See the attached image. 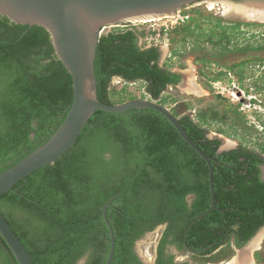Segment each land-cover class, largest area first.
<instances>
[{"label": "trees", "instance_id": "16d2710c", "mask_svg": "<svg viewBox=\"0 0 264 264\" xmlns=\"http://www.w3.org/2000/svg\"><path fill=\"white\" fill-rule=\"evenodd\" d=\"M221 22L217 19V26ZM186 30L193 31L188 25ZM145 35L135 29L102 33L95 58L101 101L116 103L111 84L120 77L143 80L152 98L165 103L162 93L180 75L159 63V47L140 45ZM72 101V75L50 33L0 14V173L42 146ZM172 112L213 159L216 208L194 221L210 208L209 167L162 113L99 109L71 149L0 196V210L35 264H80L81 259L106 264L111 239L103 207L108 202L116 240L112 264H143L135 243L164 222L182 248L200 256L234 252L233 244L243 246L264 226L262 158L247 148L218 153L221 140L209 139L204 126L209 120L224 122L218 115L199 112L195 120L190 113ZM165 241L166 235L155 264H197L166 255ZM0 264H19L1 235Z\"/></svg>", "mask_w": 264, "mask_h": 264}, {"label": "rangeland", "instance_id": "374dc122", "mask_svg": "<svg viewBox=\"0 0 264 264\" xmlns=\"http://www.w3.org/2000/svg\"><path fill=\"white\" fill-rule=\"evenodd\" d=\"M242 1L209 0L208 3L198 1L194 5L181 9L189 13L190 18L179 26L177 33L172 31L169 35L161 36L147 34L146 37L140 38V45L143 47L158 45L162 53L161 65L181 70L184 73L185 85L168 86L162 93L161 98L166 99L163 103L166 107L171 111L178 109L182 113H190L192 118H195L199 112L206 113L208 116L218 115L224 122L209 120L204 126L209 129L211 135L218 134L222 137L224 148L243 145L263 151L264 84L262 83L264 68L261 66L264 63H253V67L249 63H244L243 66L234 70L228 68L237 61L247 60L250 56H264V48L260 50L246 48L248 44L264 45V21L240 20L225 14L228 7L240 6ZM219 18L222 19L220 23L222 27L217 26ZM140 21L133 20L130 26L107 25L104 31H123L133 27L140 33L145 32L153 23H141ZM236 21L254 22L260 25L242 24L237 27L233 25ZM196 22L199 24L196 25ZM187 25L193 31L186 33ZM222 29L226 30V35L222 34ZM211 37L212 40H209ZM238 73H243V76H239ZM256 77L259 80V86L251 83ZM190 84L193 86H189ZM194 84L202 91H195L197 89ZM111 87L113 89L112 99L116 103L133 98L152 99L146 90V82L140 79L125 81L120 77H114ZM252 95L260 99L255 106L251 101ZM184 103L189 105L185 106ZM197 118L195 120H198ZM191 198L192 196L189 197L190 200ZM157 232L158 230L137 242L138 252L142 255L148 254V256L153 254ZM239 254L236 251L223 255L216 250L211 255L200 256L183 251L178 256L182 260H192L199 264H230L232 259L238 257ZM212 255H215L214 258ZM255 261L258 264H264V245L259 250ZM83 262L84 259H81L80 264Z\"/></svg>", "mask_w": 264, "mask_h": 264}, {"label": "water", "instance_id": "95a60500", "mask_svg": "<svg viewBox=\"0 0 264 264\" xmlns=\"http://www.w3.org/2000/svg\"><path fill=\"white\" fill-rule=\"evenodd\" d=\"M198 1L0 0V14L2 16L15 23L30 26L40 25L50 33L55 52L73 79V101L62 124L42 146L0 173V196L34 171L54 163L71 149L96 110L122 112L130 109L151 108L162 113L208 164L210 208L197 216L194 221L215 209L213 159L191 138L180 119L158 99L133 98L120 103L101 101L97 96L98 80L95 73L96 50L105 26L172 15ZM256 3H262L264 6V0H243L239 5L250 7L251 4ZM230 17L259 21L242 16L236 17L235 15ZM108 204L109 202L103 207V217L109 228L111 239L106 264H112L116 240L114 230L106 215ZM0 235L19 264H35L1 210ZM244 247L237 249L238 254ZM236 259L237 257H234L230 264H235ZM190 262L193 261L190 260Z\"/></svg>", "mask_w": 264, "mask_h": 264}, {"label": "flooded vegetation", "instance_id": "af4514ba", "mask_svg": "<svg viewBox=\"0 0 264 264\" xmlns=\"http://www.w3.org/2000/svg\"><path fill=\"white\" fill-rule=\"evenodd\" d=\"M202 1H206L205 3H208L209 0H199V2H202ZM210 1H214V0H210ZM218 1V0H216ZM132 23V22H131ZM129 23L125 24V25H128ZM235 25V24H233ZM218 27H222V26H218ZM157 47H159L158 45H156ZM257 47H260V48H256ZM149 47V46H148ZM246 48H249V49H256V50H260V49H263L264 48V45L260 44V45H251V44H248L246 46ZM159 50H160V47H159ZM161 50H160V58H159V63L161 64ZM244 63H249L251 67H253V63H264V56H250L248 57V59L246 60H243V61H237V63H234L233 65H230V69L234 70L236 68H238L239 66H243ZM262 68H264V65L261 66ZM254 69V68H252ZM174 73H177L180 75V78H179V81L176 83V84H169L167 85L168 86H180V85H185V81H184V73L183 71L181 70H174V69H171ZM200 69H198L199 71ZM237 72V71H236ZM224 74V73H222ZM240 74V73H238ZM240 76V75H239ZM243 76V75H242ZM257 82V83H256ZM252 84L256 85V86H259V80L256 79L254 80V78L252 79L251 81ZM264 84V77H263V83ZM190 86V85H189ZM193 86V84L191 85ZM252 103L254 104V106L256 104H258L260 102V99H258L255 95H252V99H251ZM263 107H264V103H263ZM206 136L209 138V139H220L221 140V144L218 148V153L220 152H223V151H229V150H232V149H238V148H247V149H250L251 151H253L256 155H258L259 157L262 158V162L258 163L259 165V168H260V176L261 178L264 180V150L261 151V150H257V149H251L249 147H246V146H243V145H237L235 147H232V148H224L222 146V137L218 134H215V135H211L210 134V131L209 129L207 130V134ZM241 159H245L244 156L241 157ZM157 232L156 236H157V242H156V245L155 247H153V254L151 256H148V254H145L142 255L140 252H138L137 250V242L140 241V240H143L145 238L148 237V234L150 233H154V232ZM264 230V226H262L257 232L256 234L248 241L246 242L243 246L241 247H244L246 245H249L247 247H252L253 245V242L255 239H258L259 235L262 233V231ZM177 233H175V230L174 228L171 229L170 226H169V223L168 222H164L162 224H159L157 225L153 230H150L148 232H146L143 236H141L135 243V247H134V251L135 253L137 254L139 260L143 263V264H155L156 261H157V258H158V254H159V248H160V244L163 240V238L165 237L166 235V241H165V244H164V252L166 255H172L174 257V260L176 262L178 261H185V260H182L181 258H179V254L183 251H188V252H191L193 253L192 251H189L187 250L186 248H182L181 247V244L179 242H177V236H176ZM258 243L256 245V247L252 250L251 254H250V259L252 260V262H254L255 264H258L255 260H256V257H257V254L259 252V250L262 248V246L264 245V235H262L260 237V239H258ZM241 247H238L237 245L233 244V248H234V252L237 251L238 248H241ZM240 255V254H239ZM190 261V260H189ZM253 263V264H254Z\"/></svg>", "mask_w": 264, "mask_h": 264}, {"label": "bare ground", "instance_id": "6f19581e", "mask_svg": "<svg viewBox=\"0 0 264 264\" xmlns=\"http://www.w3.org/2000/svg\"><path fill=\"white\" fill-rule=\"evenodd\" d=\"M213 6V4H211ZM228 11V12H227ZM225 12L227 16H236V17H245L248 19H256L259 21H264V6L262 3L251 4L250 7H241V6H230L228 10ZM192 84H190L191 86ZM195 90L193 87L192 89L195 91H202L199 86L194 84ZM264 235V230L259 235L258 239ZM258 239L254 241L252 247H246L238 255L235 264H253L252 260L250 259V254L252 250L256 247L258 243Z\"/></svg>", "mask_w": 264, "mask_h": 264}, {"label": "built area", "instance_id": "2783aa9c", "mask_svg": "<svg viewBox=\"0 0 264 264\" xmlns=\"http://www.w3.org/2000/svg\"><path fill=\"white\" fill-rule=\"evenodd\" d=\"M189 18H190L189 13H186L183 10H178L175 14H172V15H166L163 17L152 18L149 20H141L140 22L141 23L153 22L146 29V31H145L146 35L144 37H146L147 34H149L151 36H153L154 34L161 36V35H169L170 32H172L175 28L184 24L186 21L189 20ZM161 20H163V21H161ZM127 26H130V23ZM104 29L105 28H103V31H104ZM128 29H133V27H129Z\"/></svg>", "mask_w": 264, "mask_h": 264}]
</instances>
